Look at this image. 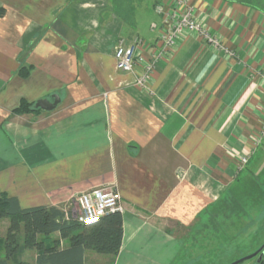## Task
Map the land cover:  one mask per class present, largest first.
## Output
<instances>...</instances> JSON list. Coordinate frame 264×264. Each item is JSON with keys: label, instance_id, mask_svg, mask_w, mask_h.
I'll return each instance as SVG.
<instances>
[{"label": "crops", "instance_id": "crops-1", "mask_svg": "<svg viewBox=\"0 0 264 264\" xmlns=\"http://www.w3.org/2000/svg\"><path fill=\"white\" fill-rule=\"evenodd\" d=\"M190 3L220 49L190 33L141 88L142 68L120 71L115 50L139 39L147 57L158 52L157 13L143 30L137 19L125 25L111 0H0V195L74 213L81 193L114 187L123 240L106 262L173 264L179 234L225 205L251 160L264 162L263 3ZM55 95L51 111L13 114ZM27 253L35 264L37 252Z\"/></svg>", "mask_w": 264, "mask_h": 264}, {"label": "trees", "instance_id": "trees-1", "mask_svg": "<svg viewBox=\"0 0 264 264\" xmlns=\"http://www.w3.org/2000/svg\"><path fill=\"white\" fill-rule=\"evenodd\" d=\"M240 1L251 3L252 0ZM141 2L143 1L111 0L115 15L131 27L136 26L135 10ZM38 111L40 109L22 101L13 114L25 115ZM247 172L258 186V176L248 167ZM245 181H248L245 177L238 180L242 192L250 190L242 189ZM252 196L254 194L248 192L244 198L251 200ZM231 203L228 211L233 213L242 206L241 200L236 199L234 194ZM69 216V220H66L65 212L58 207L39 206L24 209L17 199L0 195V219L9 220L6 235L0 237V264H25L23 258L27 251L37 252L35 264H84L88 250L112 257L119 254L123 240L122 214L108 215L91 226L78 223L71 211ZM55 234H59V238H53ZM99 264H113V261ZM260 264H264V254Z\"/></svg>", "mask_w": 264, "mask_h": 264}, {"label": "rangeland", "instance_id": "rangeland-1", "mask_svg": "<svg viewBox=\"0 0 264 264\" xmlns=\"http://www.w3.org/2000/svg\"><path fill=\"white\" fill-rule=\"evenodd\" d=\"M142 1L136 6L135 18L144 30L153 22L156 13L153 9L154 0ZM253 1L258 2V0ZM261 1L264 10V0ZM142 28H140L141 31ZM259 154L263 155L264 161V137ZM256 158L251 160L247 167L258 176V186L253 182L246 167L239 179L244 177L248 179L246 183L243 182L242 189L250 190L242 192L238 183L232 188L234 190L232 194L236 196V199L241 200L242 206L236 209V213L228 211V207L232 204L231 195L227 198L225 205L209 219L203 218L196 227L180 233L181 251L178 252L173 264H232L256 253L264 245V162ZM248 192L254 194L251 200L244 198ZM0 221L7 222L9 226L8 219H0ZM3 233L4 227L0 222V236ZM93 254L97 256L95 261L89 260L86 264L105 263L103 259L110 257ZM262 258L263 256L253 257L240 264H260ZM23 261L25 264H34L33 254L26 253Z\"/></svg>", "mask_w": 264, "mask_h": 264}, {"label": "built area", "instance_id": "built-area-1", "mask_svg": "<svg viewBox=\"0 0 264 264\" xmlns=\"http://www.w3.org/2000/svg\"><path fill=\"white\" fill-rule=\"evenodd\" d=\"M156 13L161 17L160 48L151 57H147L142 40L134 39L130 44L121 40L115 50V58L120 71L132 73L135 66L142 68V73L136 78V85L141 88L148 86L155 67L164 54L175 49L177 41L196 33L203 37L216 49H220L219 38L195 17L194 5L190 0H163L156 7ZM264 136L263 130L257 137L258 143ZM249 162L248 156L240 159L241 168ZM76 210L73 213L78 223L91 226L99 223L102 218L111 214H122L125 208L122 198L114 187H96L81 193L75 199ZM65 219L69 220L70 210H65Z\"/></svg>", "mask_w": 264, "mask_h": 264}, {"label": "water", "instance_id": "water-1", "mask_svg": "<svg viewBox=\"0 0 264 264\" xmlns=\"http://www.w3.org/2000/svg\"><path fill=\"white\" fill-rule=\"evenodd\" d=\"M60 98L58 95H55L53 96V102H50L48 100H40L36 103L35 107L36 109H41V110H44V111H51L53 109H55L57 107V105L60 103ZM264 249V245L260 248V250H258L256 253L246 257V258H243V259H240L232 264H240L242 262H244L245 260L247 259H250V258H253L254 256H256L258 253L262 252V250ZM264 254V251L259 254V256H263Z\"/></svg>", "mask_w": 264, "mask_h": 264}]
</instances>
